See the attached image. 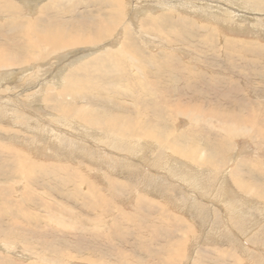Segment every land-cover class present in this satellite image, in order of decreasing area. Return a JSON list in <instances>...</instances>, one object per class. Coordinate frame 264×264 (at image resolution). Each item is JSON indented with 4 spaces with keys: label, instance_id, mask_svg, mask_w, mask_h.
Here are the masks:
<instances>
[{
    "label": "rangeland",
    "instance_id": "obj_1",
    "mask_svg": "<svg viewBox=\"0 0 264 264\" xmlns=\"http://www.w3.org/2000/svg\"><path fill=\"white\" fill-rule=\"evenodd\" d=\"M28 1L0 0V264H264V0ZM118 13L140 35L92 58L23 45Z\"/></svg>",
    "mask_w": 264,
    "mask_h": 264
},
{
    "label": "bare ground",
    "instance_id": "obj_2",
    "mask_svg": "<svg viewBox=\"0 0 264 264\" xmlns=\"http://www.w3.org/2000/svg\"><path fill=\"white\" fill-rule=\"evenodd\" d=\"M2 2H4V0H1ZM15 1V0H14ZM22 1H24V2H26V3H28L30 6H33L32 5V2L31 1H28V0H22ZM36 3H40L42 0H34ZM117 1H119V6L121 7V11H123V12H126L125 10H123L124 9V7L126 6V0H122L121 2H120V0H117ZM168 1V0H167ZM182 2H183V0H181ZM139 2H141V1H139ZM142 3V2H141ZM144 3H147V2H144ZM173 3H174V1H173ZM177 3H178V1H177ZM176 3V4H177ZM11 4V3H10ZM51 4V3H50ZM27 5V4H26ZM186 5H188L187 3H186ZM181 6V5H180ZM185 6V5H184ZM182 7V6H181ZM186 7V6H185ZM228 10H233V14L235 15V17H237L238 18V15H239V10L241 9L239 6H237V8L238 9H232L231 7H230V5L229 6H225ZM21 8V7H20ZM24 8V7H23ZM0 10L1 11H3L4 12V14L6 13L5 12V10H4V8H2V7H0ZM21 11V10H20ZM23 11V10H22ZM128 12V11H127ZM22 13V12H21ZM40 13H41V11H40ZM18 15H20V14H18ZM126 15V14H125ZM124 15V17H126ZM1 16H2V14H1ZM25 16V15H24ZM247 16V15H246ZM109 17V16H108ZM154 17V16H153ZM240 17H241V14H240ZM20 18V17H19ZM24 18V17H23ZM22 18V19H23ZM26 18V17H25ZM155 18V17H154ZM4 19V18H3ZM239 19V18H238ZM14 20V19H13ZM15 20H16V18H15ZM14 20V21H15ZM100 20V19H99ZM124 20V21H123ZM22 21V20H21ZM135 20L132 18L131 20H129V21H125V19H123V16L121 15V13H118L117 14V16L116 15H114L113 17H111V19H110V23H112V28H106V24H102L103 26H104V28H103V30H105V28L107 29L106 31H107V33L108 34H106V36L104 37V35H99V38H98V40L97 41H94V39H87V40H85V39H83V38H76V39H74L73 41H66V38L64 37V33H62L60 30H59V32L58 33H55V32H53L52 34H50V35H45V37L44 36H42V34L41 35H39V36H37L38 35V32H34V30H33V27H32V30H28V31H26V33H25V36H23V40H24V43H23V45L26 47V43L28 44V46L30 47V52L32 53V54H34V55H36V54H38V49H40V48H42V50H44L45 52H50V54H51V52H52V50H59V46H60V43L61 44H64V45H66V46H69V47H73V49H71V50H67V49H64L63 51H60L59 50V52H71L72 50H81V48H85L84 49V51L82 52V54L84 53V55L82 56V54H80L81 55V57L82 58H80V59H84V58H86V57H91V56H94L96 53H98V52H100L102 49H104L105 48V46L107 47V44L108 43H105V41H107L108 42V40H110V39H108V38H112L119 30H123L124 32H130V31H135L136 33H138L139 34V29H138V26H137V24H136V22H134ZM148 21V20H147ZM104 22V21H103ZM103 22H101V23H103ZM18 23H20V21L18 22ZM17 23V24H18ZM100 23V24H101ZM32 24V23H31ZM27 25H29V24H27ZM111 25V24H110ZM20 27H23V26H20ZM26 28H28V27H26ZM30 28V27H29ZM28 28V29H29ZM45 28H47V27H45ZM99 28V27H98ZM141 28V27H140ZM142 29V28H141ZM147 30V29H146ZM46 32V31H45ZM141 32V31H140ZM121 33H122V31H121ZM140 35V34H139ZM138 35V36H139ZM190 36V35H189ZM19 38H20V35H19ZM92 38H95V36L93 37L92 36ZM180 38V37H179ZM22 39V38H21ZM71 40V39H70ZM239 40V39H238ZM111 41V40H110ZM174 42V41H173ZM102 43H105L104 44V46L102 45ZM127 43H129V42H127ZM90 47H93V48H90ZM122 47H124V46H122ZM151 47V46H150ZM74 48H76V49H74ZM110 48V47H109ZM18 51H20L21 53H23V50L22 49H24L22 46H18L17 48H16ZM113 49V48H112ZM166 49V48H165ZM27 50V49H26ZM116 50V49H115ZM90 53V55H86L87 53ZM124 52V50H122V48H118V50H116V53L113 55L115 58H116V56H117V58H121V56H123L124 54H125V52ZM1 54V53H0ZM27 54V53H26ZM32 54H31V58H32ZM62 54V53H61ZM52 55V54H51ZM57 55V54H56ZM63 56V55H62ZM26 57H30V56H26ZM53 57V56H52ZM127 57H128V59H129V61H130V63L132 64V67L133 68H135V69H137L139 66H136V64H140V60H138V58L136 59L135 57H133L132 55H127ZM232 57V56H231ZM92 58V57H91ZM5 59V58H4ZM54 59V58H53ZM32 60H34V59H32ZM4 61V60H3ZM2 60H0V64L3 62ZM51 61V60H50ZM76 61H78V60H76ZM171 61V60H170ZM174 61V60H173ZM26 63V62H25ZM25 63H24V65H25ZM167 63V61H165L164 62V65ZM14 64V63H13ZM15 64H17V63H15ZM19 64V63H18ZM29 64V63H28ZM81 64V63H80ZM78 65V64H77ZM128 65V64H127ZM130 65V64H129ZM170 65V64H169ZM1 67L0 68H3V67H5V66H2V65H0ZM126 66V65H125ZM171 66V65H170ZM11 67V66H10ZM142 67V66H141ZM12 68V67H11ZM15 68H17V67H15ZM7 69V68H6ZM163 69V68H162ZM170 69H171V67H170ZM181 69V68H180ZM23 70V69H22ZM27 70V69H26ZM128 70V69H127ZM130 70V69H129ZM173 70V69H172ZM185 70V69H184ZM18 72V71H17ZM115 72H117V71H115ZM173 72V71H172ZM184 72V71H183ZM25 73H28V72H25ZM160 73H162V72H160ZM59 74V73H58ZM125 74V73H124ZM185 74V73H184ZM3 75V74H2ZM1 75V76H2ZM11 75H13V76H15L14 75V73H12ZM11 75L9 76V77H11ZM120 75V74H119ZM126 75V74H125ZM125 75H123V76H125ZM128 75V74H127ZM24 76V75H23ZM123 76H121L122 78H123ZM128 76H130V75H128ZM164 76V75H163ZM120 76H119V78H121ZM129 78V77H128ZM18 79V78H17ZM85 79V78H84ZM15 80V79H14ZM83 80V79H82ZM86 81V80H85ZM89 81V80H88ZM8 81L7 80H4V81H2V80H0V102H2V104L3 103H6V102H8V100L10 101V97H8V96H3L4 94H5V91L6 90H8L9 89V87H6V85H8ZM11 83H12V81H11ZM91 84V83H90ZM12 85H15V84H12ZM75 88V87H74ZM78 89V88H77ZM117 89V88H116ZM34 91V90H33ZM35 94V93H34ZM29 96H30V94H29ZM40 98V97H39ZM34 99V98H33ZM29 100V99H28ZM94 100V99H93ZM16 101V100H15ZM24 101V100H23ZM31 101V100H30ZM29 101V102H30ZM88 101V100H87ZM12 102H13V100H12ZM25 102V101H24ZM32 102V101H31ZM30 102V103H31ZM22 103V102H21ZM26 103V102H25ZM28 103V102H27ZM56 103V102H55ZM77 103V102H76ZM87 103V102H86ZM1 104V103H0ZM32 104V103H31ZM68 104H69V102H68ZM78 104V103H77ZM22 105V104H21ZM33 106V105H32ZM49 106V105H48ZM75 106V105H74ZM47 107V106H46ZM53 108V107H52ZM27 109V108H26ZM71 109H73V108H71ZM75 109H76V106H75ZM176 109V108H175ZM98 110V109H97ZM71 111H73V110H71ZM106 111V110H105ZM16 112V111H15ZM15 112H13V111H11V112H8L9 114H8V117L9 116H12ZM174 112H175V110H174ZM173 112V113H174ZM17 113H19V111L17 112ZM37 113V112H36ZM175 113H177V112H175ZM178 113H180V112H178ZM2 113H0V115H1ZM16 117H18V116H16ZM91 117V116H90ZM12 118H15V117H12ZM55 118V117H54ZM53 118V119H54ZM70 118V117H69ZM68 118V119H69ZM92 118V117H91ZM70 119H72V118H70ZM88 119V118H87ZM90 119V118H89ZM93 119V118H92ZM7 120H9V118L7 119ZM12 120H14V119H12ZM26 120V119H25ZM57 120V118L55 119V121ZM67 120V119H66ZM84 120V119H83ZM28 121V120H27ZM49 121V120H48ZM68 121V120H67ZM70 121H72V120H70ZM75 121V120H74ZM87 121V120H86ZM94 121H95V119H94ZM111 121V120H110ZM62 122H64V121H62ZM92 122V121H91ZM113 122H117V121H113ZM122 122V121H121ZM24 123H26V122H24ZM34 123V122H33ZM56 123H58V122H56ZM108 123V122H107ZM12 124V123H11ZM16 124V123H15ZM14 124V125H15ZM87 124H89V123H87ZM116 124H118L119 125V127H120V123H116ZM123 124V123H122ZM121 124V125H122ZM24 125V124H23ZM30 125V124H29ZM51 125H54V124H51ZM70 125V124H69ZM75 125V124H74ZM82 125V124H81ZM101 125V124H100ZM104 125H105V122H104ZM108 125V124H107ZM20 126V125H19ZM33 127L31 128V129H33L34 127H35V129H36V126H35V124H33L32 125ZM39 126V125H38ZM84 126V125H83ZM128 126V125H127ZM1 127H3L2 125H1ZM5 127V126H4ZM8 127H9V125H8ZM8 127H7V129L6 130H8ZM14 127V126H13ZM16 127V126H15ZM28 127V126H27ZM77 127H79V126H77ZM100 127V126H99ZM98 127V128H99ZM115 127V126H114ZM114 127H107V129L105 130V131H109V132H113V135L112 134H110L109 136H110V138H111V136H115L116 134H115V131L114 130H116L117 131V125H116V128H114ZM122 127V126H121ZM160 127H162V126H160ZM12 128V127H11ZM22 128V127H21ZM20 128V129H21ZM25 128V127H24ZM30 128V127H29ZM38 128V127H37ZM63 128V127H62ZM84 128V127H83ZM18 129V128H17ZM16 129V130H17ZM72 129H73V127H72ZM97 131H95L96 132V134H95V140H98L97 139V136L98 135H100V131L97 129V128H95ZM100 129H102L101 127H100ZM114 129V130H113ZM121 129V128H120ZM126 129V128H125ZM6 130H4L5 131V133H6ZM10 130V129H9ZM8 130V131H9ZM12 130V129H11ZM14 130V129H13ZM12 130V131H13ZM15 130V131H16ZM26 130V129H25ZM42 130H43V127H42ZM64 130V129H63ZM103 130V129H102ZM101 130V131H102ZM240 130H241V128H240ZM7 131V132H8ZM35 130H33V132H34ZM37 131V130H36ZM50 131V130H49ZM54 131V130H53ZM104 131V130H103ZM242 131V130H241ZM10 132V131H9ZM24 132V131H23ZM31 132V131H30ZM38 132V131H37ZM40 132V131H39ZM52 132V131H51ZM77 132V131H76ZM118 132H122V131H119L118 130ZM11 133V132H10ZM9 133V134H10ZM46 133V132H45ZM127 133H128V131H127ZM139 133V132H138ZM8 133H7V135H9ZM13 134H14V132H13ZM12 134V135H13ZM34 134V133H33ZM54 134H56V133H54ZM115 134V135H114ZM117 134H119V133H117ZM1 135H2V133H1ZM4 135V134H3ZM20 135H21V132H20ZM30 135V134H29ZM45 135V134H44ZM70 135V134H69ZM123 135V134H122ZM153 135V134H152ZM6 136V135H5ZM10 136H11V134H10ZM17 136V135H16ZM32 136V135H31ZM34 136V135H33ZM37 136V135H36ZM72 136V135H71ZM147 136V135H146ZM14 137V136H13ZM18 137V136H17ZM26 136H24V138H25ZM116 137V136H115ZM151 137V136H150ZM11 138V137H10ZM32 138V137H31ZM80 138V137H79ZM113 138V137H112ZM119 138V137H118ZM43 139H44V141H52V136H51V134H48V137L46 138V136H44L43 137ZM72 139V138H71ZM133 139V138H132ZM36 140V139H35ZM38 140V139H37ZM129 140V139H128ZM138 140V139H137ZM141 140V139H140ZM34 141V140H33ZM39 141V140H38ZM42 141V140H41ZM58 141V140H57ZM61 141V140H60ZM59 141V142H60ZM58 142V143H59ZM64 142V141H63ZM68 142V141H67ZM4 143V142H3ZM20 143V142H19ZM57 143V144H58ZM69 143V142H68ZM98 143V142H97ZM56 144V145H57ZM100 144V143H99ZM125 144V143H124ZM55 145V146H56ZM81 145V144H80ZM84 145V144H83ZM136 145V144H135ZM141 145V144H140ZM4 146H5V144H4ZM4 146H1L0 145V147H4ZM8 146H10V144L8 145ZM89 146V145H88ZM163 146V145H162ZM167 146V145H166ZM6 147V146H5ZM85 147V146H84ZM159 147V146H158ZM9 148V147H8ZM12 148V147H11ZM11 148H9V149H11ZM139 148H144V146H139ZM146 148V147H145ZM173 148V147H172ZM154 149H156V148H154ZM164 150V149H163ZM165 151V150H164ZM164 151H163V153H164ZM171 151V150H170ZM26 152V151H25ZM85 154L86 153H89V152H85V150L83 151ZM191 152V151H190ZM100 153V152H99ZM176 153V152H175ZM191 153H193V152H191ZM113 154V153H112ZM168 154V153H167ZM167 154H166V157L168 158V161L171 159V161L176 165V168H178V170H180V168L182 167V165L183 164H181L179 161H178V159H175L174 157H172V156H170V155H168L167 156ZM1 155V154H0ZM30 155H31V153H30ZM3 156H4V154H3ZM21 156V155H20ZM24 156V155H23ZM25 156H27L26 154H25ZM24 156V157H25ZM50 156V155H49ZM16 157V156H15ZM19 157V156H18ZM170 157V158H169ZM186 157V156H185ZM195 157V156H194ZM180 158V157H179ZM184 158V157H183ZM22 159V158H21ZM51 159V158H50ZM185 159V158H184ZM191 159V158H190ZM6 160V159H5ZM12 161L13 160H15L16 161V159L14 158H12L11 159ZM18 160V159H17ZM24 160V159H23ZM31 160V159H30ZM35 160V159H34ZM156 160V159H155ZM19 161V160H18ZM165 161H166V163H165V165L163 166V168L165 167H168L167 166V160L165 159ZM181 161V160H180ZM26 162V161H25ZM6 163H8V161H6ZM90 163V162H89ZM121 163V162H120ZM162 163V162H161ZM171 163V162H170ZM11 165H13V164H11ZM24 165V164H23ZM14 166V165H13ZM32 166V165H31ZM24 167H26V165H24ZM15 168V167H14ZM21 168V167H20ZM169 168V167H168ZM194 168V167H193ZM192 168V169H193ZM124 169V168H123ZM185 169V168H184ZM183 169V170H184ZM165 170V169H164ZM168 170V169H167ZM170 170V169H169ZM168 170V171H169ZM182 170V171H183ZM4 171V170H3ZM28 171V170H27ZM122 171H124V170H122ZM150 171V170H149ZM197 171V170H196ZM13 172V171H12ZM11 172V173H12ZM21 172H22V170H21ZM83 172V171H82ZM121 172V171H120ZM129 172V171H128ZM151 172V171H150ZM188 172H190V171H188ZM194 172V171H193ZM207 172V171H206ZM19 173V172H18ZM23 173H24V171H23ZM117 173V172H116ZM153 173V172H152ZM177 173V172H176ZM186 174V173H185ZM197 174H199V173H197ZM234 174V173H233ZM180 175H182L181 173H180ZM184 175V174H183ZM187 175V174H186ZM194 175V174H193ZM264 175V174H263ZM91 176V175H90ZM174 176V175H173ZM191 176V175H190ZM150 177V176H149ZM181 177V176H180ZM145 178V177H144ZM155 178V177H154ZM153 178V179H154ZM199 178V177H198ZM127 179V178H126ZM197 179V178H196ZM140 180V179H139ZM187 180H191V181H188L190 184V186H191V184L192 185H196V182H193V179L191 178H187ZM137 182V181H136ZM252 183V182H251ZM209 184V183H208ZM216 185V184H215ZM233 186V185H232ZM193 186H191V188H192ZM195 187V186H194ZM220 187V186H219ZM196 188V187H195ZM137 190V189H136ZM230 190V189H229ZM89 192V191H88ZM79 193V192H78ZM86 193H87V191H86ZM184 194V193H183ZM195 194V193H194ZM216 194V193H215ZM192 195V194H191ZM234 195V194H233ZM226 196V195H225ZM72 197V196H71ZM160 197V196H159ZM164 197H165V195H164ZM193 197V196H192ZM213 198V197H212ZM6 199V198H5ZM149 200V199H148ZM175 200V199H174ZM224 200V199H223ZM222 200V201H223ZM151 200H149V202H150ZM172 201H173V199H172ZM193 201V200H192ZM195 201V200H194ZM225 202V201H224ZM33 203V202H32ZM151 203V202H150ZM155 203V202H154ZM171 203V202H170ZM179 203V202H178ZM158 203H156L155 205L156 206H158L157 205ZM214 204V203H213ZM180 205V204H179ZM188 206V205H187ZM186 206V207H187ZM159 207H161V206H159ZM158 207V208H159ZM172 207H174V205L172 206ZM157 208V207H156ZM161 210H162V207H161ZM256 210V209H255ZM152 212V211H151ZM218 213V212H217ZM199 215V214H198ZM239 216V215H238ZM236 218H238V217H236ZM218 219V218H217ZM217 222V221H216ZM212 224V223H211ZM263 225V224H262ZM261 225V226H262ZM243 229V228H242ZM233 230V229H232ZM236 232V231H235ZM227 235H229V234H227ZM213 238V237H212ZM229 240V239H228ZM227 240V241H228ZM2 242V241H1ZM196 245V244H195ZM6 251V250H5ZM241 251V250H240ZM4 252V251H3ZM225 253V252H224ZM263 253V252H262ZM7 254V253H6ZM254 256V255H253ZM254 258H255V256H254ZM244 260H245V258H244ZM243 260V261H244ZM241 261H242V259H241ZM248 262H249V260H248ZM254 262V261H253ZM252 262V263H253ZM249 264V263H248Z\"/></svg>",
    "mask_w": 264,
    "mask_h": 264
}]
</instances>
